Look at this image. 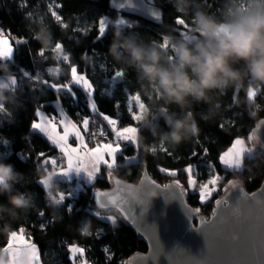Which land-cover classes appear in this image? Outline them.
Segmentation results:
<instances>
[{"label": "trees", "instance_id": "trees-1", "mask_svg": "<svg viewBox=\"0 0 264 264\" xmlns=\"http://www.w3.org/2000/svg\"><path fill=\"white\" fill-rule=\"evenodd\" d=\"M149 1L163 8L164 24L113 10L110 0H0V28L14 48L11 61L0 58V74H14L18 81L11 90L3 91L0 101V138L8 141L5 144L0 140V160L12 163L23 174L15 188L31 193L33 201L27 210H0V255L9 243V235L21 228L39 246L42 264H74L69 260V246L76 244L85 249L83 257L93 264H128L132 255L142 254L148 249L147 241L123 219L119 211L97 207L93 199L96 190H106L113 184L102 178L108 172L105 166H102L100 176L95 181L84 182L80 187L76 179L54 178L49 188L39 183L47 174V169L42 161L38 163V154L45 152L50 156L56 154L58 149L41 133L31 129L32 122L36 120V108L42 107L46 113L57 114L54 102L59 95L64 109L75 122L79 123L82 117L91 115L87 94L81 87L72 86L73 96L66 90L57 93L42 83L47 79L53 83L70 81V70L57 62L59 54L55 50L59 47L58 42H62L67 49L63 55L71 57V64L78 66V72L90 78L100 112L118 115L120 126L134 125L141 132L138 147L124 143V152L117 157L120 166L112 173L114 178L139 184L146 167L159 182L179 180L182 188L188 189L187 175L183 171L186 165L196 166L198 184L218 174L221 177L218 189L203 204L197 188L185 195L189 206L199 209V215L203 216L212 212L214 203L224 194L230 181L239 180L247 191L255 190L263 183L264 154L260 148L254 150V158L244 160L240 170L226 169L220 164L219 155H214L208 148L221 140L230 144L237 137L249 139L255 124L264 118V88H249L246 94L243 88L229 87L210 93L211 102L193 101L190 110L199 126V134L179 145L163 143L149 129L158 125L167 131V125L151 100L147 96L142 97V85L135 69L123 61L118 62L110 53L117 29L121 39L131 37L144 45L166 47L168 35L194 40L195 37L189 34V17L196 10H203L223 19L227 8L232 6V0H190L191 7L182 19L183 28L174 22L181 17V13L175 10L171 0ZM25 3L27 7H23ZM101 18H105L110 26L104 36L97 38V28L93 25ZM121 20L125 23H121ZM186 20L189 23H185ZM37 34H49L50 43L43 45L36 38ZM12 38L28 42L17 45ZM162 38L163 43L160 44ZM119 50L123 51V48ZM41 51L45 52L43 58L39 54ZM56 67L61 69L60 75L55 73ZM50 68L53 72L45 74V70ZM114 71L124 74L116 86L111 81ZM25 72L33 76L26 78ZM248 83L246 80L245 85ZM133 94L143 106L139 122L133 121L126 111V97ZM117 100L121 102V108L114 112L113 105ZM169 111L182 114V110L174 104ZM214 112L218 117L213 122L208 121ZM92 119L94 123L90 128L97 131V126L104 124V121L99 115H93ZM99 138L86 136L88 144L93 146L100 142ZM205 148L208 150L207 156L202 151ZM193 150L199 152L200 157L191 156ZM131 156H137L138 161L126 162L124 158ZM208 163L213 164L214 169H210ZM161 168L180 171L176 176H170L161 172ZM68 191L72 195L61 204L58 194H67ZM0 204H7L6 196L0 195ZM68 205L72 206L71 214ZM41 212L43 215H40ZM108 214L115 217L116 223L104 222L94 216ZM98 229L102 230L99 237ZM105 246L108 251L104 250Z\"/></svg>", "mask_w": 264, "mask_h": 264}, {"label": "clouds", "instance_id": "clouds-1", "mask_svg": "<svg viewBox=\"0 0 264 264\" xmlns=\"http://www.w3.org/2000/svg\"><path fill=\"white\" fill-rule=\"evenodd\" d=\"M171 2L183 19L191 7L190 0ZM189 20L191 23L187 20L185 23H189V34L194 40L168 35L166 47L144 45L131 37L121 39L117 29L110 46V53L118 62L123 61L135 69L142 85V97L151 100L168 128L165 131L156 125L149 130L160 142L172 145H179L200 132L190 110L193 101L211 102L210 93L229 87L243 88L246 94L249 88H264V0H244L243 5L229 6L223 19L196 10ZM36 38L45 46L51 40L49 34H37ZM246 80L249 81L247 86ZM173 104L182 114L169 111ZM151 111L150 107L149 113ZM22 177L12 163L0 160V195L7 198V204H0V210L23 211L32 205L31 193L15 188ZM50 179L47 174L43 177L44 181ZM155 195V192L150 193V196ZM256 203L264 210V202ZM234 213L239 214V209H234ZM227 223L228 217L224 215L216 222L218 225ZM232 238L235 240L238 236L234 234Z\"/></svg>", "mask_w": 264, "mask_h": 264}, {"label": "water", "instance_id": "water-1", "mask_svg": "<svg viewBox=\"0 0 264 264\" xmlns=\"http://www.w3.org/2000/svg\"><path fill=\"white\" fill-rule=\"evenodd\" d=\"M124 2L110 0V6L118 12L164 24L163 8L157 3L130 0L124 8H119L118 3ZM153 7L161 10L162 19L152 18ZM252 134L260 141L264 154V118L255 124ZM142 175L139 184L117 177L114 180L119 184L98 189L113 192L122 199L124 211L119 206L108 208L119 211L148 243L147 251L132 255L128 264H264V210L256 203L264 202V181L251 191L242 185L226 189L214 203L212 212L203 216L195 213L180 190L166 187L175 182H159L146 167ZM151 192L156 195L150 196ZM237 208L239 214L234 213ZM221 215L228 217L227 224H216ZM234 234L238 239L232 238Z\"/></svg>", "mask_w": 264, "mask_h": 264}, {"label": "snow or ice", "instance_id": "snow-or-ice-1", "mask_svg": "<svg viewBox=\"0 0 264 264\" xmlns=\"http://www.w3.org/2000/svg\"><path fill=\"white\" fill-rule=\"evenodd\" d=\"M130 0H125L124 3H118L119 8H124L125 3H129ZM28 5L25 3L23 7H27ZM150 15L153 19L159 20L162 19L161 10L154 8L150 12ZM56 19H60V17H56ZM179 20V23H178ZM121 23H125V21L121 20ZM180 27H184V23L182 18H176L174 21ZM97 28V38L104 36L110 24L106 21L105 18L99 19L94 25ZM4 32L0 29V45H2V50H0V57L3 59L11 61L12 53L14 51L12 43H10L9 39H4ZM14 43L19 45L21 43H27V40H15L12 38ZM163 41V38H162ZM59 47L56 48L55 53L59 54L57 58V62L59 64L64 65L70 70V81L65 83H53L48 79L42 81V83L51 87L57 93L64 92L65 90L71 93L73 96L75 95L72 86L79 85L83 90H85L88 94L89 98V116L82 117L80 122L77 123L73 121L67 114L66 110L62 107L61 96L57 95V109L58 114H48L42 110V107L36 108V120L32 122L31 129L34 131H38L41 133L46 140L53 146H55L59 151L58 157H49L47 153L41 152L38 154V163L42 161V165L44 167H48L54 169L56 171L57 177H66L72 171L76 173H80L83 171L89 179V182L92 183L100 176V167L101 165L105 166L108 169V172L102 177L108 180L110 183L119 184V181H115L112 175L113 171L118 168L120 165L117 162L118 155H121L124 152V143L128 142L133 146H137L139 144L138 139L136 138V133L138 130L137 126H126L120 127V117L109 115L105 112H100L99 106L95 100V89L92 83L86 78L83 74H78V66L71 64V57L64 56L63 53L67 51L62 45V42H58ZM40 56L43 58L45 52L41 51ZM57 75L61 74L60 68L54 69ZM53 69L45 70V74H51ZM26 78H31L33 75L28 72L24 73ZM124 77L122 72L114 71L112 75L111 81L112 85L116 86L118 81H121ZM39 82V81H38ZM238 94V92H236ZM136 94L130 95L126 97V111L128 115L131 117L133 121L139 122L141 115V108L137 103V100L134 98ZM253 96V98H255ZM121 108V102L119 100L113 105V111L118 112ZM99 115L104 124L97 126L98 130L93 131L90 128V125L94 123L92 116ZM107 129V130H106ZM109 132H111V138H109ZM86 136L92 139H96L98 136L103 138L99 143L96 144L95 147H89L88 142L86 140ZM71 139H74L76 142V146H72L69 143ZM3 140V138H0ZM5 144L8 141L3 140ZM204 156L208 155V150L202 149ZM254 149L252 147L245 146V141L242 139H235L231 146L224 151L219 156V162L222 166L232 169V170H240L243 168V162L247 159L254 158ZM191 156L200 157V153L193 150ZM65 160L66 164H60L59 160ZM126 162L132 163L134 161H138L137 156L125 157ZM202 159V157H201ZM210 169H214V165L208 163L207 165ZM166 175L176 176L180 170H170V169H160ZM184 173L187 175L188 189H183L179 180H176L174 185H168L166 187H174L175 189L180 190V195L184 196L190 190H195L198 185V181L196 179V166L189 164L183 169ZM221 179V177L217 174L213 176L207 183L199 185V198L200 202L203 204L210 196L213 191H215V187L210 188L209 185L215 186L217 182ZM42 186L45 182H39ZM231 186H235L234 183L229 182ZM117 192L120 190L117 189ZM71 191H68L67 194L61 193L58 194V200L61 204L65 202V200L71 196ZM95 201L97 202V207L100 209L108 208L109 206L116 207L119 206L121 211H124V202L122 199H118L113 192L107 191H96L94 193ZM217 203H220L219 201ZM68 211L71 214L72 206L68 205ZM199 209L195 210V213H198ZM43 215V212L40 213ZM97 219L112 223L115 217L102 216V215H94ZM23 229H20L22 239ZM102 234V230H97V237ZM91 235V234H89ZM12 238H17V232L14 235H11ZM105 251L109 249L107 246L104 248ZM5 253L9 255L11 258L9 264H19L17 259L18 255H24L25 264H32V262L37 257V250L35 245H28V251L24 252L20 249L14 247L13 240H10L7 246L3 249ZM85 249L82 247H77L76 245L69 246V260L74 262L76 256L83 255Z\"/></svg>", "mask_w": 264, "mask_h": 264}, {"label": "crops", "instance_id": "crops-1", "mask_svg": "<svg viewBox=\"0 0 264 264\" xmlns=\"http://www.w3.org/2000/svg\"><path fill=\"white\" fill-rule=\"evenodd\" d=\"M3 38L4 39H9V37H6L5 35L3 36ZM9 41L11 43V40L10 39H9ZM12 45H13V43H12ZM0 50H2V45H0ZM0 58H2V57H0ZM17 82H18L17 81V77L14 74L13 75H11V74H4V73L0 74V101H2V99H3V93H4L3 91L4 90H11L17 84ZM77 86H79V85H77ZM54 106H55L56 112L58 114L57 100H55ZM62 107H63V105H62ZM48 114H50V113H48ZM50 115H52V114H50ZM68 116H69V114H68ZM69 117L71 118V116H69ZM140 135H141V133L139 134V136ZM69 143L72 144V146H74V147L76 146V142H75L74 139H71L69 141ZM96 144L94 146L89 144V147L90 148L91 147H95ZM59 155L60 154H59V151H58L56 154H52L49 157H58ZM58 162L60 164H62V165L63 164H66V161L63 160V159L59 160ZM102 166L103 165H101V167H100V171H101ZM45 168L47 169V175L51 178L49 181H44L43 178H42L41 181L42 182H45L44 185L46 186V188H49L51 186V183L53 182L54 178H58L60 180H62V179H64V180H73V179H76L78 187H80L81 184H84V182H89L88 177L86 176V174L83 171H81L80 173H76L75 171H72L66 177H57L56 171L54 169H51V168H48V167H45ZM21 229H23V228H21ZM16 232L18 234V237L17 238H12L11 235H14ZM9 236H10L9 241L10 240H13L14 247L17 248V249H20V250H22L24 252L28 251V245H30V244L31 245H35L36 250H37V257L32 262V264H42L39 246L35 242H33L32 239L29 238V236L26 234L25 230L23 231L22 239L20 238V236H21L20 230L12 232ZM76 246L77 247H82L80 245H76ZM83 255H79L78 254L76 256V259L74 261V264H93L91 261H89L88 259L84 258ZM79 256H81V257L78 258ZM10 259L11 258L9 257V255L3 251V253L0 255V264H9ZM17 259L19 261V264H25V257H24V255H18L17 256Z\"/></svg>", "mask_w": 264, "mask_h": 264}, {"label": "rangeland", "instance_id": "rangeland-1", "mask_svg": "<svg viewBox=\"0 0 264 264\" xmlns=\"http://www.w3.org/2000/svg\"><path fill=\"white\" fill-rule=\"evenodd\" d=\"M236 3H239V4L243 5L244 0H232V1H231V5H232L233 7H235ZM78 74H83V75H85L86 78L91 82L90 78H88V76H87L85 73L79 71ZM91 83H92V82H91ZM85 92H86V91H85ZM86 94H87V92H86ZM87 99L89 100V98H88V94H87ZM136 100H137V102L139 103V106H140V108H141V114H142V113H143V112H142V111H143V106L140 105V101H139L138 99H136ZM217 115H218L217 112H214V114H212V115L210 116V118L208 119V121L213 122V121L215 120V118L218 117ZM126 126H134V125H126ZM120 127L122 128L123 126H120ZM140 133H141V132H140L139 130H137V133H136V138H137V139H139V134H140ZM237 138L244 140V141H245V146H247V147H252L254 150H255V149H259V148L262 149L260 141L258 140L257 137L253 136V134H251V135L249 136V139H248V140L245 139L244 137H237ZM99 140L101 141L102 138H99ZM18 142L26 144L25 142H22V141H20V140H19ZM97 143H98V142H97ZM232 143H233V142H232ZM232 143H230V144H226L224 140H221V141H219V142H216V143L213 144L212 146H210L208 149L211 150V151L214 153V155L218 154V155L220 156L224 151H226V150L231 146ZM88 146H89V144H88ZM188 165H189V164H188ZM186 166H187V165H186ZM225 168H226V167H225ZM226 169H227V168H226ZM212 177H213V176H212ZM212 177H210V178H208L207 180L202 181L200 184H198V185H197V189H198V191H199V185L204 184V183H207ZM196 179H197V177H196ZM230 182L234 183V185H237L238 187H239V185H241V182H240L239 180H232V181H230ZM187 184H188V183H187ZM218 186H219V182H217V184H216L215 186H213V185H209L210 188L215 187V191L218 189ZM188 187H189V185H188ZM230 187H232V186L230 185V183H228V185H227V189L230 188ZM215 191H213V192H215ZM213 192H212V193H213ZM212 193H211V196L213 195ZM211 196H210V197H211ZM210 197H209L208 199H210ZM208 199H207V200H208ZM205 202H206V201H205ZM200 213H201V211L199 210V212H198L197 214H200ZM107 216H109V217H114L113 215H109V214H108ZM116 221H117V220L114 219V220H113V223H116ZM76 245H77V244H76Z\"/></svg>", "mask_w": 264, "mask_h": 264}, {"label": "built area", "instance_id": "built-area-1", "mask_svg": "<svg viewBox=\"0 0 264 264\" xmlns=\"http://www.w3.org/2000/svg\"><path fill=\"white\" fill-rule=\"evenodd\" d=\"M103 139V138H102Z\"/></svg>", "mask_w": 264, "mask_h": 264}]
</instances>
